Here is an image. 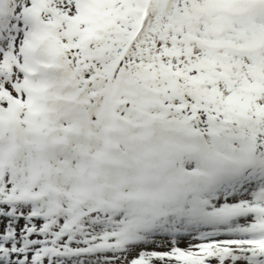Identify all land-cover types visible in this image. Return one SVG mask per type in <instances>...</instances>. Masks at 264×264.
<instances>
[{
  "label": "snow or ice",
  "instance_id": "obj_1",
  "mask_svg": "<svg viewBox=\"0 0 264 264\" xmlns=\"http://www.w3.org/2000/svg\"><path fill=\"white\" fill-rule=\"evenodd\" d=\"M0 264H264V0H0Z\"/></svg>",
  "mask_w": 264,
  "mask_h": 264
}]
</instances>
